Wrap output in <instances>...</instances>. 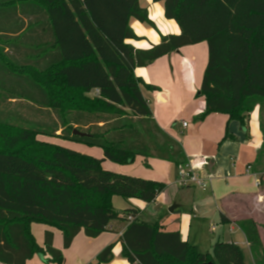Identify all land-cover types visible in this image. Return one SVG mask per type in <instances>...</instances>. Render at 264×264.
Segmentation results:
<instances>
[{
	"label": "trees",
	"instance_id": "obj_1",
	"mask_svg": "<svg viewBox=\"0 0 264 264\" xmlns=\"http://www.w3.org/2000/svg\"><path fill=\"white\" fill-rule=\"evenodd\" d=\"M153 1L164 2L165 17L181 32L141 50L127 42L141 40L131 19L156 27L140 0H0V263L26 264L38 254L65 263L53 234L45 233L41 247L32 224L59 229L68 249L81 231L97 238L119 220L128 223L121 240L129 264H246L235 243L219 240L204 253L160 221L140 220L138 208L112 204L116 196L148 204L166 184L112 172L104 160L188 162L181 143L153 118L141 89L154 87L134 73L162 56L208 43L199 89L206 108L197 120L218 113L246 126L259 106L264 135V0ZM40 135L99 147L105 158ZM263 153L264 143L258 163ZM239 226L253 264H264L255 223ZM114 245L93 264L110 263Z\"/></svg>",
	"mask_w": 264,
	"mask_h": 264
},
{
	"label": "crops",
	"instance_id": "obj_2",
	"mask_svg": "<svg viewBox=\"0 0 264 264\" xmlns=\"http://www.w3.org/2000/svg\"><path fill=\"white\" fill-rule=\"evenodd\" d=\"M140 6L149 11L156 28L131 19L130 26L141 40L127 42L136 49L158 45L162 35L180 34L177 22L165 17L163 1L140 0ZM208 58V43L202 42L162 56L143 68H136L134 73L154 87L144 86L141 90L155 122L181 143L188 161L203 177L211 178V186L208 189L182 186L178 182L180 166L154 157L138 156L126 165L104 160L102 166L112 172L166 184V189L148 204L137 199L113 197L115 209L123 211L136 207L140 210V220L146 223L160 221L164 231L178 232L190 244L192 238L196 239L193 240L195 245L198 242L197 234L191 233L192 228L205 229L209 238L217 236L213 244L219 240L235 243L242 248L245 263L253 264L252 249L239 222L252 220L255 223L264 248V153L258 163V151L264 143L261 109L258 106L254 110L246 126L218 113L197 120L206 108L205 98L200 95L197 98L196 92L200 89ZM184 123H187L186 127ZM226 132L233 138L225 140ZM82 153L97 159L105 158L102 149L93 147ZM127 225V222L116 220L97 238L88 237L81 231L68 249L64 248L62 232L55 227L37 223L32 224L31 231L41 247L45 246V233L51 232L53 246L64 254V264H93L101 251L112 243L115 244L114 259L108 264H129L122 255L121 240ZM49 258V255L38 254L26 264H56Z\"/></svg>",
	"mask_w": 264,
	"mask_h": 264
},
{
	"label": "rangeland",
	"instance_id": "obj_3",
	"mask_svg": "<svg viewBox=\"0 0 264 264\" xmlns=\"http://www.w3.org/2000/svg\"><path fill=\"white\" fill-rule=\"evenodd\" d=\"M199 95V90L196 92V97ZM198 98V97H197ZM188 122V121H186ZM38 140L40 141H43V142H47V143H55V144H58L60 146H63L64 148L68 147L70 149H73L77 152H84L85 149H90L91 147L90 146H87L86 144L84 143H77V142H72V141H64V140H61L59 138H56V137H45V136H38L37 137ZM95 150H98V149H101V148H96V147H93ZM205 229H203L202 231H200L199 229L198 230H195V228L193 227L192 228V234L193 236H196L197 234V245L194 244V241L193 240H196L194 238L191 239V244L194 245L198 250L204 252V253H207V252H210L212 253V245H213V242L214 240L217 239V236L213 235L212 237L209 238V233H205Z\"/></svg>",
	"mask_w": 264,
	"mask_h": 264
},
{
	"label": "built area",
	"instance_id": "obj_4",
	"mask_svg": "<svg viewBox=\"0 0 264 264\" xmlns=\"http://www.w3.org/2000/svg\"><path fill=\"white\" fill-rule=\"evenodd\" d=\"M184 126L186 127L187 123H184ZM178 182L185 187L197 186L202 189H208L211 186V178L203 177L198 168L189 161L179 167Z\"/></svg>",
	"mask_w": 264,
	"mask_h": 264
},
{
	"label": "water",
	"instance_id": "obj_5",
	"mask_svg": "<svg viewBox=\"0 0 264 264\" xmlns=\"http://www.w3.org/2000/svg\"><path fill=\"white\" fill-rule=\"evenodd\" d=\"M74 133L76 134V135H79V136H82V135H85L84 133H79L78 131H74ZM170 211H173V210H170Z\"/></svg>",
	"mask_w": 264,
	"mask_h": 264
}]
</instances>
